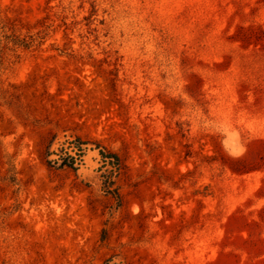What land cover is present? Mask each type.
<instances>
[{
	"label": "rangeland",
	"instance_id": "374dc122",
	"mask_svg": "<svg viewBox=\"0 0 264 264\" xmlns=\"http://www.w3.org/2000/svg\"><path fill=\"white\" fill-rule=\"evenodd\" d=\"M0 264H264V0H0Z\"/></svg>",
	"mask_w": 264,
	"mask_h": 264
},
{
	"label": "trees",
	"instance_id": "16d2710c",
	"mask_svg": "<svg viewBox=\"0 0 264 264\" xmlns=\"http://www.w3.org/2000/svg\"><path fill=\"white\" fill-rule=\"evenodd\" d=\"M13 43L14 44H18V45H22L23 47L25 48H28L30 46V43L29 42H24V41H19V42H16L13 40ZM82 142L80 143H76L74 145V147L77 149V156L80 157L81 156V152H82ZM100 154H101V157H102V161L104 164H107V165H110L111 167H114L115 169L118 168V158L115 154H109V153H105L104 151L100 150ZM75 157L74 156H71L69 154H66L64 157H61V164H65V165H68L70 167H73V164L75 162ZM111 180L109 179V177H106L105 178V186H107L108 183H110Z\"/></svg>",
	"mask_w": 264,
	"mask_h": 264
}]
</instances>
